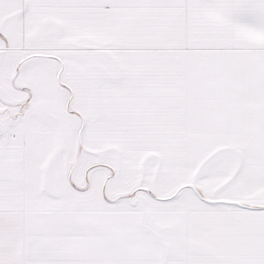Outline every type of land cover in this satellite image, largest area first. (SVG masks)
<instances>
[{
    "label": "snow or ice",
    "instance_id": "snow-or-ice-1",
    "mask_svg": "<svg viewBox=\"0 0 264 264\" xmlns=\"http://www.w3.org/2000/svg\"><path fill=\"white\" fill-rule=\"evenodd\" d=\"M0 264H264V0H0Z\"/></svg>",
    "mask_w": 264,
    "mask_h": 264
}]
</instances>
